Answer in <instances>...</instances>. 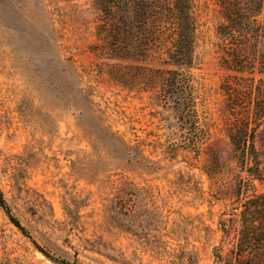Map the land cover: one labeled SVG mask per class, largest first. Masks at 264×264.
I'll return each instance as SVG.
<instances>
[{
    "label": "rangeland",
    "instance_id": "obj_1",
    "mask_svg": "<svg viewBox=\"0 0 264 264\" xmlns=\"http://www.w3.org/2000/svg\"><path fill=\"white\" fill-rule=\"evenodd\" d=\"M194 11L189 122L147 79L117 81V61L95 51L94 0H0V190L29 234L0 206V264L264 259L260 240L241 242L245 203L264 194L262 67H232L217 0ZM247 128L250 161L230 138Z\"/></svg>",
    "mask_w": 264,
    "mask_h": 264
},
{
    "label": "trees",
    "instance_id": "obj_2",
    "mask_svg": "<svg viewBox=\"0 0 264 264\" xmlns=\"http://www.w3.org/2000/svg\"><path fill=\"white\" fill-rule=\"evenodd\" d=\"M94 4L101 14L96 27L100 44L95 51L117 61V81L131 85L140 83V78L147 79L150 89L156 90L158 98L179 120H195L191 70L195 64L198 23L194 0H94ZM217 5L225 21L218 29L219 35L233 44L228 50L229 61L234 63L232 67L242 66L243 71H238L244 72L259 62L264 75V0H217ZM239 41L241 43L235 44ZM125 63H144L148 67L160 64L163 68L140 67L139 70L144 69L147 74L136 75L133 67L124 66ZM250 133L247 128L242 140L234 134L230 136L234 149L245 161L254 160L257 155L254 134ZM0 206L10 221L29 237L13 216L1 190ZM242 223L243 248L253 246L257 240L264 246V194L245 203ZM256 254L251 257L253 260ZM261 256L264 257V253H260ZM254 264H264V259H257Z\"/></svg>",
    "mask_w": 264,
    "mask_h": 264
}]
</instances>
